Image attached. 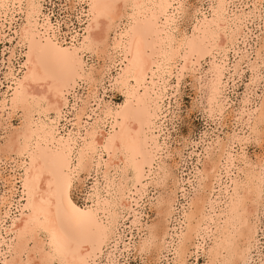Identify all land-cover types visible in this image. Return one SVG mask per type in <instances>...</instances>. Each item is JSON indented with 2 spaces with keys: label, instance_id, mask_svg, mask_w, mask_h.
Listing matches in <instances>:
<instances>
[{
  "label": "bare ground",
  "instance_id": "1",
  "mask_svg": "<svg viewBox=\"0 0 264 264\" xmlns=\"http://www.w3.org/2000/svg\"><path fill=\"white\" fill-rule=\"evenodd\" d=\"M77 1L86 5L81 12L85 15L84 25L80 37L72 36L71 46L66 49L58 46L54 48L52 36L46 32L44 37L36 38L39 0L11 1L12 5L16 6L13 10L23 19L19 30L15 32L19 35V47H24L25 51H22L24 54L18 75H14L10 69L6 74L12 84L9 85V94L2 96L0 100V117H5L3 122L0 119V127L4 128L3 123L7 125L8 118L16 111L19 112L21 122L18 128L11 126L12 130L5 131L7 133L0 143V162H4V165L14 164L11 170L14 172L18 168L22 169V174H19V180L13 175L10 176L6 181L9 192L0 198L1 226L5 216L9 215L11 200L16 193L15 182H20L17 215L10 217L8 227L3 226L7 240L0 236V244L3 247L0 251L3 256L2 264L93 262L100 239L106 233L107 225L102 226L98 217L108 216L110 212L107 210L108 201L101 199L97 181H94L91 190H88L86 198L90 205L81 212L73 208L69 198L73 172L70 170V159L67 155L71 149V135L68 138L65 136L63 141L57 140V124L54 123L55 120L49 119L50 112L60 115L62 106L67 101L65 94L73 90L77 79H83L85 83L90 81L86 75L88 72L82 75L83 72L77 66L80 54L97 49H102L101 52L105 54L112 48L121 56L111 87L123 92L124 103L113 110L105 106L106 109H99L104 118L99 119L98 116L94 122L95 126L99 120H104L103 123L109 121V130L105 133L103 129H98V126L93 127L92 123V127L84 129L81 144L72 154L77 175L83 171L88 174L94 156L98 152L105 154V160L101 161L100 155L96 157L94 167L96 173L102 170L107 195L113 196L114 199L117 196L119 203L121 198V201L123 200V190L136 189L143 169L150 171L156 142V136L153 134L154 120L158 100L167 84L166 76L174 72L178 79L184 68L188 69L186 66L197 63L199 58L214 48L220 49L221 45L216 43L215 38L219 39L221 34L225 38L224 43H231L236 34V22L239 20L235 17L232 19L233 25L229 26L223 14L225 0H212L209 15L198 20L190 35L184 34L175 47V37L170 24L174 20L173 12L177 7L173 6L176 0ZM6 7L8 0H0V18L5 19L7 16ZM172 8L174 10H171ZM263 50L264 42L257 51V56H260V51ZM175 63L178 64L177 70ZM89 69L90 74L93 73L92 69ZM258 105L254 110V124L249 129L254 138L259 137V125L264 124V98ZM251 113L253 116V112ZM226 163L228 168L232 167L230 156ZM242 163L243 167L238 169L241 174H237L238 176L232 178L230 184L225 186L223 207L218 210L220 213L212 223L214 230L210 236L211 244L207 253L204 251L207 254V264H241L245 260L254 230L249 218L253 216L254 204L259 201L260 180L246 160H242ZM158 165L156 168L159 170L161 167ZM110 172L113 173L112 177ZM199 174L202 175V172ZM161 182L162 180L160 184ZM194 195L196 197V194ZM192 198L194 199V196ZM191 205L196 208L198 202H192ZM199 209L195 211L200 217ZM195 211L182 214L180 234L178 239L176 238L178 241L173 252L175 257H179V260H176L178 264L184 259L182 254L185 241L198 231V226L194 223L199 220H195ZM111 212L114 213L112 210ZM111 226L112 224L109 227ZM151 239L150 234L148 239L143 240L138 248L140 252L149 247L148 242Z\"/></svg>",
  "mask_w": 264,
  "mask_h": 264
},
{
  "label": "rangeland",
  "instance_id": "2",
  "mask_svg": "<svg viewBox=\"0 0 264 264\" xmlns=\"http://www.w3.org/2000/svg\"><path fill=\"white\" fill-rule=\"evenodd\" d=\"M11 1L8 0V7L5 10L6 20L4 17L0 18V100L2 96L9 94V85L12 84L6 78L7 72L10 69L14 75H18L24 54L22 51H25L24 47H19V35L15 32L19 30L23 19L13 10L16 6H13ZM211 1H174L173 8H177L172 11L174 20L170 26L176 41H174L175 47L184 34L190 35L198 20L209 15ZM224 3L223 14L228 25H233L232 19L235 17L239 19L236 22L238 23L236 34L232 42L224 43L225 38L220 33L219 39L215 38L216 43L221 45L220 49L214 48L210 53L199 58L197 63H193L194 66L192 63L188 65L190 67L186 66L188 69L184 68L178 77L179 80L176 79L174 72L170 76L165 75L167 84L158 100L153 126L156 142L150 171L143 169L136 189L123 190L121 195L123 200L121 201L120 197L119 203L117 196L114 199L113 196L107 195L102 170L96 173L94 167L98 155L101 156L102 161L105 160V154L98 152L94 156L97 158H93L90 172L85 174L83 171L78 175L75 172V160L72 154L81 144L84 129L94 127L98 116L99 119L104 118L100 113L101 109L107 107L113 110L123 105V92L111 87L112 78L119 68L118 59L121 56L112 48H109L105 54L101 52L102 49L94 52L84 51L80 54L77 66L83 72L82 75L88 72L86 75L89 76L90 83L77 79L73 90L65 94L67 101L62 106L60 115L50 112L49 119L55 120L54 123L57 124H55L58 132L57 140L63 141L71 135L70 143L73 142L67 152L70 170L73 172L69 192L73 208L81 212L90 205L86 197L94 181H97L101 199L108 201L107 210L110 215L98 217L102 226L107 225L106 233L100 239L94 263L88 261L89 263L86 264H178L176 260H179V257H175L173 252L180 234L182 214L198 211L199 208H202L199 209L201 215L199 217L195 211V220H199L194 221L198 231L192 236L193 238L185 241L184 254H182L184 259L181 256L183 260H180V264H207L206 253L214 230L212 223L223 207L225 186L230 184L232 178L241 174L238 169L243 167L242 160H246L249 166H252L253 173L257 174L260 180L259 201L254 204L253 216L249 218L252 220L250 223L254 226V230L245 255L246 261L243 262L264 264V124L259 125L258 131L261 135L259 134L258 138H254L249 130L254 124V114L256 115L254 110L264 98V50L260 51V56L256 54L264 42L262 41L264 40V0H225ZM85 6L77 0H39L36 38L44 37L46 32L52 36L54 48L57 46L61 49L70 48L71 37L81 35L85 19L84 13L81 12L84 11ZM173 8L171 10H174ZM175 67L177 70L178 64ZM88 69H92L93 73L90 74ZM80 111H83L82 115ZM4 119L5 117L1 121ZM20 122L19 112L16 111L8 118L7 125L3 123L4 128L0 127V143L12 127H19ZM103 122L99 120L96 126L106 133L109 130L107 125L109 121ZM229 156L233 164L230 168L226 163ZM3 163L0 162V198L9 192L10 188L6 181L10 176L13 175L19 180L18 176L22 174V169L18 168L14 172L11 170L14 164ZM157 165L161 167L159 170L156 168ZM162 166H165V169ZM210 167L213 168L207 170ZM100 168L102 169V165ZM112 172L110 176L113 175ZM156 172L165 174L159 175ZM201 172L202 175L199 174ZM159 180H162L161 184ZM15 184L16 193L11 200L9 215L5 216L4 224L0 229L3 226L8 227L10 217L17 215L20 182L16 181ZM190 201L198 202L196 208ZM111 224L112 226L109 227ZM4 227L0 230V236L7 240ZM150 234L152 239L148 242L149 247L140 252L138 249L140 244L148 239ZM2 250L0 244V251ZM2 257L0 255V264Z\"/></svg>",
  "mask_w": 264,
  "mask_h": 264
}]
</instances>
